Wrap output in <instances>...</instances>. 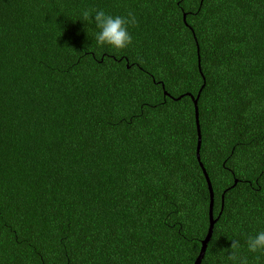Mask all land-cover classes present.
Wrapping results in <instances>:
<instances>
[{
	"label": "trees",
	"instance_id": "1",
	"mask_svg": "<svg viewBox=\"0 0 264 264\" xmlns=\"http://www.w3.org/2000/svg\"><path fill=\"white\" fill-rule=\"evenodd\" d=\"M203 81L200 264H264V0H0V264H192Z\"/></svg>",
	"mask_w": 264,
	"mask_h": 264
},
{
	"label": "clouds",
	"instance_id": "2",
	"mask_svg": "<svg viewBox=\"0 0 264 264\" xmlns=\"http://www.w3.org/2000/svg\"><path fill=\"white\" fill-rule=\"evenodd\" d=\"M83 21L95 23L99 32L96 34V41L99 45H109L115 49H125L132 43V36L128 31L130 25L137 23L135 15L128 13L127 16H113L104 10H84ZM250 252H264V231L258 232L255 236H250L247 240ZM233 250L229 254V259L233 264H248L247 257L239 256V242L233 240L230 245Z\"/></svg>",
	"mask_w": 264,
	"mask_h": 264
},
{
	"label": "water",
	"instance_id": "3",
	"mask_svg": "<svg viewBox=\"0 0 264 264\" xmlns=\"http://www.w3.org/2000/svg\"><path fill=\"white\" fill-rule=\"evenodd\" d=\"M197 56H198V63H199V54H198V48H197ZM199 68V71H200V67ZM203 80H204V77H202ZM204 86V81H203V84L201 85L200 89L198 90V93L196 94V96H192L191 94L189 95L190 98L193 100V104H194V117H195V126H196V130H197V143H196V158L199 162V165L202 169V172L204 174V177H205V180H206V183H207V188H208V191H209V210H208V228H207V232H206V235L204 236V238L201 240V246H200V249H199V252L194 260V262L192 264H200L201 263V260L205 254V250H206V247H207V244L211 238V235H212V231H213V227H214V224L217 220V217L214 218L213 216V190H212V186H211V183H210V180H209V177H208V174L205 170V168L203 167L201 161H200V156H199V150H200V145H201V134H200V128H199V121H198V107H197V100L199 98V95H200V92H201V89L202 87ZM163 87V85H162ZM164 95H167L168 93L164 90L163 91ZM178 99V98H177ZM236 184V180H234V183L231 187H233L234 185ZM223 206V194L221 196V207ZM220 214V212H219Z\"/></svg>",
	"mask_w": 264,
	"mask_h": 264
}]
</instances>
